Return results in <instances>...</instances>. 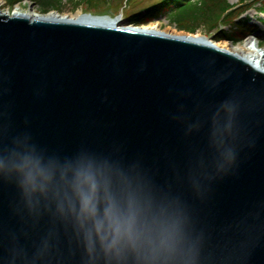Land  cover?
<instances>
[{
	"label": "water",
	"instance_id": "obj_1",
	"mask_svg": "<svg viewBox=\"0 0 264 264\" xmlns=\"http://www.w3.org/2000/svg\"><path fill=\"white\" fill-rule=\"evenodd\" d=\"M41 16L0 12V157L122 172L183 205L205 264H264V72L205 37ZM14 247L81 264L71 224L0 175V264Z\"/></svg>",
	"mask_w": 264,
	"mask_h": 264
},
{
	"label": "clouds",
	"instance_id": "obj_2",
	"mask_svg": "<svg viewBox=\"0 0 264 264\" xmlns=\"http://www.w3.org/2000/svg\"><path fill=\"white\" fill-rule=\"evenodd\" d=\"M30 210L44 205L70 223L81 264H205L204 242L183 205L124 173L87 162L61 163L34 150L0 157ZM11 249L6 264H48Z\"/></svg>",
	"mask_w": 264,
	"mask_h": 264
},
{
	"label": "trees",
	"instance_id": "obj_3",
	"mask_svg": "<svg viewBox=\"0 0 264 264\" xmlns=\"http://www.w3.org/2000/svg\"><path fill=\"white\" fill-rule=\"evenodd\" d=\"M0 1H3L10 6H14L17 3L30 0ZM39 1L41 3L40 7L44 13H48L52 9L56 10L61 5V0ZM77 1L78 7L79 4L83 2V0ZM258 4V0H237V4L234 6L230 5L229 0H164L153 5L150 10L146 9L143 12L130 16V18H128V23L134 24L136 26L148 25V23L155 20V17H158L159 15H166L168 17L169 24L174 25L178 31L195 34L196 30L198 29V21H203L209 26H215V23L211 22L212 17H215L213 20L215 22H218V20L227 19L232 15H235L239 18L248 10L256 7ZM261 6L262 4H259V6L256 8L260 13L264 14V12L260 10ZM256 21L261 22V24L264 26L263 20L256 19ZM226 24H231V21ZM234 24L237 25L238 28L232 30L233 24H231V30L228 32L219 30V33L216 35L217 41L226 40L236 45L242 42L248 35L257 33L259 31L257 25L254 23H249L247 17L239 18ZM262 38L264 39V32L262 33Z\"/></svg>",
	"mask_w": 264,
	"mask_h": 264
},
{
	"label": "rangeland",
	"instance_id": "obj_4",
	"mask_svg": "<svg viewBox=\"0 0 264 264\" xmlns=\"http://www.w3.org/2000/svg\"><path fill=\"white\" fill-rule=\"evenodd\" d=\"M164 0H83L81 4L77 7L78 1L77 0H61V5L56 10L52 9L50 12H55L60 16H70L75 14L76 12L81 13H89L92 15H110L111 17H121L123 24H127L128 18L132 15H136L137 13L143 12L146 9H151L153 5L156 3H160ZM259 4H262L261 11L264 12V0H258ZM230 5L234 6L237 4V0H229ZM40 1L39 0H30L25 1L22 3H17L14 6H10L9 4H5V2L0 1V12L3 14H12L15 11L28 13L30 11L31 6H34L33 9L35 10L37 15H47L48 13H44L40 7ZM256 5L257 6H259ZM254 7L250 10H248L245 14L240 16L239 18H248L249 23H254L256 19H262L264 21V14L259 13L257 8ZM237 11V10H235ZM166 12V11H165ZM237 16L232 15L229 16L227 19L218 20V22L213 21L215 17H212V23H215V26H209L207 23H204L203 21H198L197 24L198 29L196 30V33L200 34L201 37H205L210 41L213 42H228L232 46H240L245 45L248 42V39H245L243 42H240L236 45L233 43L226 41V40H220L217 41L216 35L219 33V30H223L225 32H228L231 30L230 25L233 24L232 30L235 28H238L237 25L234 23L238 21L239 19ZM152 22L148 23V25L151 24H158L160 26L161 31L168 32V33H181V34H188L182 31H178L175 29L174 25L169 24L168 17L166 15L158 16L154 18ZM231 21V24H226ZM226 22V23H225ZM211 23V24H212ZM257 28L259 31L257 32V36L262 35L264 32V27H260L257 24ZM195 33V34H196ZM263 39L259 37V44L260 49L264 50L263 45Z\"/></svg>",
	"mask_w": 264,
	"mask_h": 264
},
{
	"label": "bare ground",
	"instance_id": "obj_5",
	"mask_svg": "<svg viewBox=\"0 0 264 264\" xmlns=\"http://www.w3.org/2000/svg\"><path fill=\"white\" fill-rule=\"evenodd\" d=\"M12 14H25L29 18H34L37 15L36 12L30 8V11L28 13H23L19 11H15ZM11 15V14H10ZM42 18L45 19H51V20H57L61 17V19L69 20L75 23H82V24H92V25H99V26H107V27H119L123 26L122 18L121 17H111V16H98V15H92L87 16V14L76 12L73 15L70 16H60L57 15L55 12L48 13L47 15H42ZM141 30H146L150 33L155 34H164L167 36H176V37H187L193 40H201V35L196 34H181V33H168L163 32L160 29V26L158 24H151V25H142L140 26ZM212 44L223 51L236 54L237 56L243 58L247 63H249L251 66H253L255 69H258L260 71L264 72V50L259 49L257 46V41L250 39L249 42L245 45L240 46H232L228 42H213Z\"/></svg>",
	"mask_w": 264,
	"mask_h": 264
}]
</instances>
